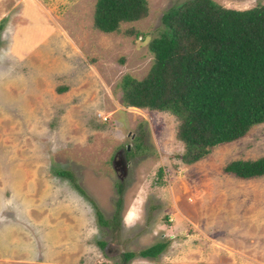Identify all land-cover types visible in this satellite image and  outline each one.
<instances>
[{"label": "rangeland", "instance_id": "rangeland-1", "mask_svg": "<svg viewBox=\"0 0 264 264\" xmlns=\"http://www.w3.org/2000/svg\"><path fill=\"white\" fill-rule=\"evenodd\" d=\"M179 1L148 0L145 16L104 32L95 0H0V264H264V175L223 169L264 155V122L185 163L174 114L121 100L122 75L146 74L148 42ZM157 241V256L123 263Z\"/></svg>", "mask_w": 264, "mask_h": 264}, {"label": "trees", "instance_id": "trees-1", "mask_svg": "<svg viewBox=\"0 0 264 264\" xmlns=\"http://www.w3.org/2000/svg\"><path fill=\"white\" fill-rule=\"evenodd\" d=\"M147 12L148 0H95L93 25L113 32ZM161 19V33L148 42L153 61L140 78L122 75L121 100L125 106L174 114L175 135L183 144L178 157L192 163L264 122V3L235 8L216 0H181L169 6ZM223 169L245 178L264 175V155L229 160ZM55 172L74 181L69 170ZM74 186L85 195L79 184ZM90 201L99 221L108 225ZM120 202L118 197L117 206ZM166 245L167 241H157L138 251H125L123 263L137 254L155 257Z\"/></svg>", "mask_w": 264, "mask_h": 264}, {"label": "water", "instance_id": "water-1", "mask_svg": "<svg viewBox=\"0 0 264 264\" xmlns=\"http://www.w3.org/2000/svg\"><path fill=\"white\" fill-rule=\"evenodd\" d=\"M116 156L117 158L114 157L112 164L115 168L117 167V164H118L119 165L118 169L120 170L121 175L124 176L126 174V169H127V159H126L124 150L120 149L117 152Z\"/></svg>", "mask_w": 264, "mask_h": 264}]
</instances>
